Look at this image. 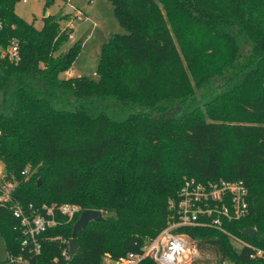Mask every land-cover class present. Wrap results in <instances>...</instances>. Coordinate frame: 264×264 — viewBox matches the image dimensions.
Segmentation results:
<instances>
[{"label":"trees","instance_id":"16d2710c","mask_svg":"<svg viewBox=\"0 0 264 264\" xmlns=\"http://www.w3.org/2000/svg\"><path fill=\"white\" fill-rule=\"evenodd\" d=\"M19 1L0 0V164L17 183L13 199L76 205L103 220L74 236L72 258L65 222L29 255L19 222L0 207L9 255L102 264L136 253L167 225L184 178L242 181L248 212L223 228L264 251V0H111L126 34L103 46L98 80L63 78L80 51L55 54L72 34L67 18L46 16L37 30L16 14ZM12 41L16 61L5 54ZM248 228L254 240L241 235ZM179 231L196 242L193 264H264L216 228Z\"/></svg>","mask_w":264,"mask_h":264},{"label":"built area","instance_id":"2783aa9c","mask_svg":"<svg viewBox=\"0 0 264 264\" xmlns=\"http://www.w3.org/2000/svg\"><path fill=\"white\" fill-rule=\"evenodd\" d=\"M71 36L72 34L70 38ZM5 54L11 61L18 59L15 41H12ZM64 75L67 79L72 78L68 71ZM21 174L27 175L28 169ZM16 186L17 183L8 180L0 169V207H8L13 218L19 222L23 235L21 248L27 254L35 255L40 251L39 238L43 233L62 222L73 225L82 210L70 204L23 207L13 199ZM169 207L172 214L167 225L154 238L147 240L138 252H129L118 259L106 255L102 264H142L146 261L153 264H190L196 253V248L192 245L194 241L187 233L179 230L197 227L216 228L229 236L236 249L249 247L252 251L250 259H264V251L252 248L246 242L225 232L223 228V222L239 221L248 212V192L242 181L200 182L193 178H184L176 201H170ZM8 262L30 264L22 255H9Z\"/></svg>","mask_w":264,"mask_h":264},{"label":"rangeland","instance_id":"374dc122","mask_svg":"<svg viewBox=\"0 0 264 264\" xmlns=\"http://www.w3.org/2000/svg\"><path fill=\"white\" fill-rule=\"evenodd\" d=\"M20 0L16 7V14L25 22L30 23L37 30L42 29L43 19L46 16L67 18V23L72 27V36L68 38L56 55L66 50L80 46V51L69 71L75 77H84L90 80H98V65L102 48L110 37L119 34L125 35L126 31L121 27L113 12L111 0ZM49 2L48 8L45 3ZM80 14V15H79ZM83 19V20H82ZM82 20V21H81ZM1 54H4L0 50ZM68 71V73H70ZM66 78L65 75L62 76ZM0 169L2 165L0 164ZM195 241L192 245L196 248ZM205 258H212L204 253ZM203 257V258H204ZM201 258L196 249L190 264ZM9 253L6 249L4 238L0 235V264H9ZM213 264V263H212ZM222 264H232L228 261Z\"/></svg>","mask_w":264,"mask_h":264},{"label":"water","instance_id":"95a60500","mask_svg":"<svg viewBox=\"0 0 264 264\" xmlns=\"http://www.w3.org/2000/svg\"><path fill=\"white\" fill-rule=\"evenodd\" d=\"M1 96H3V93H1ZM40 183H41V181L38 180L37 185L39 186ZM101 220H103V216H102V213L100 211H96V210H84V211H82L79 218L77 219V221L72 226L71 239L68 242V254H69L70 258H72L77 252V245L75 243L74 236L78 232L85 229L90 222H98ZM241 235L243 237L249 238L250 240H254L255 230L250 229V228L245 229L241 232Z\"/></svg>","mask_w":264,"mask_h":264},{"label":"crops","instance_id":"0c3cea01","mask_svg":"<svg viewBox=\"0 0 264 264\" xmlns=\"http://www.w3.org/2000/svg\"><path fill=\"white\" fill-rule=\"evenodd\" d=\"M69 72H70V74H71L72 77H75L74 74L71 71H69Z\"/></svg>","mask_w":264,"mask_h":264}]
</instances>
